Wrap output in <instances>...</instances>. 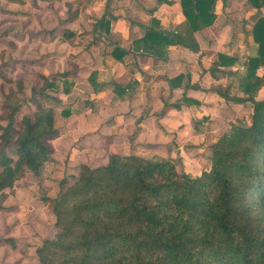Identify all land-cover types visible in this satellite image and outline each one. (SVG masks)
Segmentation results:
<instances>
[{
    "label": "trees",
    "instance_id": "16d2710c",
    "mask_svg": "<svg viewBox=\"0 0 264 264\" xmlns=\"http://www.w3.org/2000/svg\"><path fill=\"white\" fill-rule=\"evenodd\" d=\"M216 1L181 0L186 31L150 25L136 44L146 55L163 58L171 45L198 50L192 35L215 22ZM250 1L264 6V0ZM94 31L109 34V19H97ZM252 32L257 50L244 72L230 68L236 57L220 53L214 62L248 96L219 93L251 103L253 111L250 124H233L220 134L210 168L193 176L170 158L135 153H113L97 167L83 164L79 177L53 200L58 231L36 249L41 264H264V99L256 98L264 85L258 73L264 66V14ZM127 52L117 46L112 53L122 59ZM15 95H7V122L0 124L1 196L26 171L40 173L59 133L53 107L40 102L33 116L21 118L19 130L22 103ZM185 99L173 105L180 108Z\"/></svg>",
    "mask_w": 264,
    "mask_h": 264
},
{
    "label": "crops",
    "instance_id": "0c3cea01",
    "mask_svg": "<svg viewBox=\"0 0 264 264\" xmlns=\"http://www.w3.org/2000/svg\"><path fill=\"white\" fill-rule=\"evenodd\" d=\"M91 10L94 19L89 25V39L76 34L67 37L63 31L47 41L42 33H31L25 40L29 49L41 48L45 58L41 61V72L46 75L65 70L77 74L85 72V82L89 83V75L98 73V91L89 84L91 94L87 98L90 100L84 101V105L95 106L87 107L80 115L65 118L72 123L61 139L78 134H81L80 138L90 135L94 147L109 150L103 164L108 162L110 153H135L144 156L168 155L172 160L180 157L183 169L193 176L210 168L211 157L202 166V153L210 148L212 154V145L230 126L221 129L224 123L219 126L217 122L227 120L231 105L238 111L248 108L251 118L253 111L249 102L231 104L218 100V92L211 88L234 83L237 89L238 80L229 81V76L216 68L213 61L220 53L236 57L239 66L234 69L244 72L247 57L257 50L252 31L256 20L264 14V6L255 7L250 0H217L215 22L192 35L198 50L171 45L166 58L146 55L136 42L150 25L170 31H186L181 0H96ZM102 16L110 21L109 34L100 35L94 31L96 20ZM80 18L86 25L84 17ZM153 18L158 22H153ZM62 27L73 33L81 28L79 22L63 24ZM117 46L128 50L122 59L112 53ZM180 74L183 77L175 80ZM176 92H181V95L173 102L170 95ZM238 96L247 97L244 93ZM183 97L186 99L181 107L176 108L173 104ZM256 98L264 99V85ZM211 104L217 108L218 121L212 116L213 126L217 124L216 127H220L217 131L209 128L208 122L205 127L199 123L197 127L194 123L200 122L204 115L216 114L210 112ZM188 111L193 114L184 116L183 113ZM64 148L67 146L64 145ZM63 151L64 158H67L68 153ZM186 158H189V165Z\"/></svg>",
    "mask_w": 264,
    "mask_h": 264
},
{
    "label": "rangeland",
    "instance_id": "374dc122",
    "mask_svg": "<svg viewBox=\"0 0 264 264\" xmlns=\"http://www.w3.org/2000/svg\"><path fill=\"white\" fill-rule=\"evenodd\" d=\"M95 1L0 0V124L4 125L7 122L6 99L11 90H14L16 91L14 97L21 100L22 103L17 112L19 130L22 129L21 118L24 115L33 116L40 108L39 102L42 107H53L55 126L59 130L58 135L51 139L53 151L40 173L26 171L13 186L4 190L3 196L0 194V204L2 205L0 207V264H41L36 249L45 239L53 238L58 231L55 226L56 217L53 211L54 198L63 187L70 185L79 177L83 164L91 167L103 165L102 162L109 155V150L106 152L104 149L99 150L93 146V139L90 135L87 138H80L81 134H78L77 136H68L64 140L61 139V135L68 131L67 128L72 123L71 120L65 118L71 115H80L87 107L95 106L94 104L88 105V103L84 105V101L90 100L89 97L87 98L91 94L88 85L94 86L98 82V73L89 75V83L85 82L87 78L85 72L77 74L65 70L61 73L53 72L46 75L41 72L43 71L41 61L45 59L41 48L29 49L25 43L31 33L35 35L42 33L45 41L50 37L57 36V34H62L63 31L67 37H71L69 32L72 31L62 27L63 24L70 22H79L81 26L77 33L72 34L81 36L83 39H89L88 35L91 33L89 25L94 19V14L90 9ZM81 16L86 20V25L80 18ZM80 31L81 33H79ZM46 51L48 52V50ZM236 63L230 68H236L235 66L238 65ZM258 73L264 75V66L259 68ZM234 78L229 76L228 80L233 79L235 81ZM19 82L23 85L21 91L19 90ZM223 83H227V81L223 80ZM236 87L237 89H235V84L231 83L226 87L221 84L219 88L213 87L211 89L218 92V100L221 103L225 101L233 104L236 101L225 98L219 91L225 92L227 90L235 96H238L239 93L247 95L237 85ZM35 91L38 94L34 93ZM180 95L181 92L171 94V101L174 102ZM215 106L211 104L210 112L216 113L217 108ZM167 109L170 107L168 106ZM66 111L69 113L66 114ZM191 114L193 113L190 111L183 113L184 116ZM221 114L222 112L219 110V115ZM249 114L248 108H242L238 111L233 109L231 105V111L227 114L226 121L216 120L218 119L216 113L204 115L200 122L194 123L197 124V127H199L198 123L205 127L208 122L209 128L212 127L213 130L217 131L220 129L221 123H224L221 125V129L227 125L250 124L252 118L248 116ZM212 116L218 121V127H216L217 124L213 126L214 119ZM202 121L204 122L202 123ZM88 132L91 133V130ZM64 145L67 148H64ZM63 150L68 153L67 158H64L65 152ZM8 152L16 157L13 150ZM147 157L164 158L161 155ZM210 157L211 150L208 148L202 153V166H205ZM73 160L75 162H72ZM173 160L178 164L179 169H183V161L179 162L178 157L173 158ZM186 160L189 165V158Z\"/></svg>",
    "mask_w": 264,
    "mask_h": 264
}]
</instances>
